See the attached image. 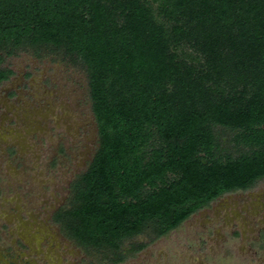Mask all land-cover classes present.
Wrapping results in <instances>:
<instances>
[{
  "label": "trees",
  "instance_id": "1",
  "mask_svg": "<svg viewBox=\"0 0 264 264\" xmlns=\"http://www.w3.org/2000/svg\"><path fill=\"white\" fill-rule=\"evenodd\" d=\"M19 51L87 74L98 148L52 220L102 264L264 178V0H0Z\"/></svg>",
  "mask_w": 264,
  "mask_h": 264
},
{
  "label": "rangeland",
  "instance_id": "2",
  "mask_svg": "<svg viewBox=\"0 0 264 264\" xmlns=\"http://www.w3.org/2000/svg\"><path fill=\"white\" fill-rule=\"evenodd\" d=\"M4 68L12 74L0 82V264H102L52 220L98 148L87 74L67 57L24 51L3 56ZM148 240L133 238L145 247L118 264H264V178Z\"/></svg>",
  "mask_w": 264,
  "mask_h": 264
}]
</instances>
